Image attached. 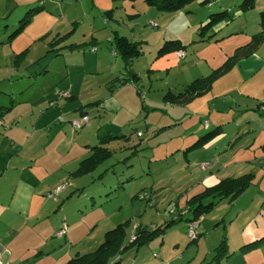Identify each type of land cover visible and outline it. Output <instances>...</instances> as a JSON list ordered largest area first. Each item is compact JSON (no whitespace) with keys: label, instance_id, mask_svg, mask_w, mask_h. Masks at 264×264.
I'll list each match as a JSON object with an SVG mask.
<instances>
[{"label":"rangeland","instance_id":"rangeland-1","mask_svg":"<svg viewBox=\"0 0 264 264\" xmlns=\"http://www.w3.org/2000/svg\"><path fill=\"white\" fill-rule=\"evenodd\" d=\"M202 1L168 14L140 0H0L2 264H66L93 252L119 224L127 245L137 227L171 221L163 235L117 256L120 264H264V241L252 251L240 249L264 237L242 238L247 226L264 219V105L263 114L255 110L264 101V41L203 96L185 106L163 102L166 92L177 95L208 77L261 31L264 0L240 14L243 0ZM37 6L41 10L10 41ZM113 8L107 18L104 12ZM224 11L233 18L220 30L202 29L209 16ZM114 32L137 43L139 54L128 67L113 51ZM169 41L183 45L182 57L159 53ZM128 72L137 76L135 84L113 83ZM228 98L236 109L220 114L216 108ZM215 114L225 139L207 152L200 146L186 151L214 129H205L204 120ZM85 117L74 130L70 121ZM109 134L127 139L104 145L110 157L75 176L98 137ZM205 162L213 165L202 171ZM219 170H225L219 180L250 174V184L188 225L185 201Z\"/></svg>","mask_w":264,"mask_h":264},{"label":"trees","instance_id":"trees-1","mask_svg":"<svg viewBox=\"0 0 264 264\" xmlns=\"http://www.w3.org/2000/svg\"><path fill=\"white\" fill-rule=\"evenodd\" d=\"M112 3L117 2H129L134 3L138 0H110ZM147 6L154 7L157 11L162 13L174 14L186 4L198 1V0H140ZM210 0H203L200 4H204L210 6L212 3L208 2ZM257 0H243L242 3L238 6L237 13H245L254 8ZM33 9L28 10L24 16L20 19L19 25L15 29L13 33L9 35V40L12 41L15 38V35L20 33L26 25L30 22L32 16H35L41 9V7H32ZM114 8L104 13L109 16L113 13ZM260 20L261 31L257 34L251 36L250 41L240 47L237 51H235L234 56L229 58L223 65L218 67L216 70L212 72L211 75L205 77L203 79H198L193 83L189 84L182 93H178L174 95L169 91L165 93L163 96V102L173 106H185L192 99L201 97L206 94L210 88L212 83L230 71L240 60H243L250 55L256 53L259 49L260 45L264 41V11L258 14ZM233 17L230 16L229 11H224L221 13L213 14L209 16L207 19V23L202 26V29L208 31L214 29L215 31L220 30L224 25V22L228 20H232ZM154 23H151L153 27ZM20 31V32H19ZM214 35V34H213ZM111 42L114 45L113 51L120 56L124 65L126 67L129 66L131 62V58L133 56H137V43H133L128 40L124 36H118L116 32L113 33V37ZM163 51H173L180 52L183 51V45L179 41H169L165 42L160 49V52ZM131 72V71H130ZM132 73V72H131ZM128 72L127 78L113 80L114 82H118L119 85H125L126 83L135 84L137 80V76L135 74H131ZM261 105H264L262 102ZM260 105V106H261ZM86 106L81 107L79 109V115L83 116L86 113ZM77 120V119H74ZM65 121V120H64ZM73 121V120H72ZM71 122V121H70ZM205 129L207 128V122H204ZM220 130L219 127H215L212 131H208L207 133L200 136L194 144L190 147L186 148V151L202 147L209 141H211L214 137L219 135ZM127 139L125 136H113L106 135L103 137H98L99 145L91 148L92 154L85 159L84 161L79 163L77 170L74 172L75 176L86 175L93 171L96 167H98L101 163L107 160L110 157L109 150L104 147V145L110 143L113 140H121ZM252 175L246 174L242 175L238 178H224L219 180V182L211 187H205L199 193L192 195L185 201V210L190 214V218L187 219L188 225L191 224H199L200 219L208 214L211 209L217 205L222 199L229 198L235 199L241 195L246 186H249V181H251ZM140 200H143L144 197L140 196ZM149 206L152 204L149 202ZM171 214V213H169ZM181 219V215H178V220ZM175 222V221H174ZM173 221L166 223L163 227H157L155 229H140L137 227L134 231V235H132L130 242L127 245H123L125 239V228L123 224H119L113 229L107 231L103 235V241L101 244L91 253L77 255L72 259H69L66 264H120V258L117 257L128 250H138L139 247L151 242L157 236L163 235L165 233V229L172 226L174 224ZM196 225H194L195 227ZM192 229V228H190ZM193 230V229H192ZM189 232V231H188ZM194 234V233H193ZM188 235V233H187ZM189 237V236H188ZM190 238V237H189ZM195 238V236H194ZM194 238H191L192 240ZM264 241V237L258 241L248 243L244 246H241L240 249L242 251H252L259 244ZM224 243V242H223ZM224 247V246H223ZM117 257V258H116Z\"/></svg>","mask_w":264,"mask_h":264},{"label":"crops","instance_id":"crops-1","mask_svg":"<svg viewBox=\"0 0 264 264\" xmlns=\"http://www.w3.org/2000/svg\"><path fill=\"white\" fill-rule=\"evenodd\" d=\"M237 14H240V13L238 12ZM233 104L234 103L231 102V99L228 98L223 103H221L218 108H216V111L219 112L220 114L222 112H224V111L228 112V111H230V110L235 108L236 105H233ZM261 104H262V102L257 103V106L255 107V110H257L259 113H261V111H260V105ZM261 114H263V113H261ZM204 122H207V124H208L206 129L210 130L211 128H209V127H212V128L219 127V130H220L219 135H217L211 141H209L208 143H206L205 145H203L201 147L203 151L207 152V150L210 147V145L212 146L214 144V142L218 143L219 141H222L223 139H225V138H222V137H226L225 136L226 134L223 133V131H224L223 119H221V117L219 115L215 114L213 117H211V120H204ZM247 122H251V120H248ZM202 135H203V133H202ZM202 135H200V136H202ZM253 143H254V141H253ZM205 163H207V162H205ZM208 164L209 165L205 169H203V170L201 169V170L205 171V170L209 169L208 168L209 166L213 165L212 163H209V162H208ZM223 169L230 170L229 168H223ZM224 171L225 170H223V171L219 170L216 174L207 175L205 177V179L200 180L201 181L200 182V186H202V185L204 186L205 185V187H211V186L217 184L219 182V179H217V178H219V174H225ZM221 179H224V178H221ZM206 185H208V186H206ZM263 234H264V219H262V221H260L259 225L255 224L253 226L252 225L247 226L245 232L243 231L242 238H243V240L245 242V241L254 240V239L258 238L259 236H261ZM0 258H1V254H0ZM5 264H10L9 260H5Z\"/></svg>","mask_w":264,"mask_h":264},{"label":"built area","instance_id":"built-area-1","mask_svg":"<svg viewBox=\"0 0 264 264\" xmlns=\"http://www.w3.org/2000/svg\"><path fill=\"white\" fill-rule=\"evenodd\" d=\"M177 57H178V58L182 57V54H181L180 52H178V53H177ZM261 110H264V106L261 108ZM84 120H85V121H84ZM62 121H63V120H62ZM86 121H87V117H85V118H81L80 120H78V119H77V120H73V121L70 122V124H71V126L74 128V130H79V129H81L82 126L85 125L84 123H86ZM208 165H209L208 163H204V164H202V165H201V169H202V170L205 169ZM58 234H61V233H58ZM188 236H189L190 238H194V234H193L192 229H189ZM0 264H2L1 261H0Z\"/></svg>","mask_w":264,"mask_h":264}]
</instances>
